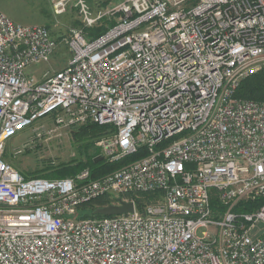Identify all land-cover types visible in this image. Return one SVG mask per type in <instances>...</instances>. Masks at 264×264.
<instances>
[{
    "label": "built area",
    "instance_id": "2783aa9c",
    "mask_svg": "<svg viewBox=\"0 0 264 264\" xmlns=\"http://www.w3.org/2000/svg\"><path fill=\"white\" fill-rule=\"evenodd\" d=\"M51 5L74 6L86 28L110 25L94 38L72 30L66 64L36 80L57 41L0 11V264H264V201L235 211L264 199V101L235 96L264 69V0ZM52 114L59 126L111 125L97 142L106 161L141 156L94 178L88 167L25 177L6 143ZM104 197L133 212L81 216Z\"/></svg>",
    "mask_w": 264,
    "mask_h": 264
},
{
    "label": "rangeland",
    "instance_id": "374dc122",
    "mask_svg": "<svg viewBox=\"0 0 264 264\" xmlns=\"http://www.w3.org/2000/svg\"><path fill=\"white\" fill-rule=\"evenodd\" d=\"M85 1L91 12L96 13L106 10L120 0ZM0 11L16 23L48 27L52 37L57 41L58 45L50 60L32 68V76L36 80L43 79L44 73L55 72L66 64L70 53L65 40L68 39L72 30L81 29L87 35L88 28L84 27L77 9L72 5L65 13L55 15L51 0H0ZM102 24L108 26L109 21L107 19L105 22L100 21L93 27ZM60 118H65V115L61 114ZM76 129L77 127L59 126L56 115H48L8 140L5 147V159L23 176H31L42 172L52 174L64 165L85 162L97 148L101 152L97 142L105 139L107 132L95 141L93 148L85 150L80 142L76 141L74 134ZM138 195H141L140 201L147 202L150 198L149 195ZM103 199L111 201L113 198L104 197ZM93 206L96 205L93 204Z\"/></svg>",
    "mask_w": 264,
    "mask_h": 264
},
{
    "label": "trees",
    "instance_id": "16d2710c",
    "mask_svg": "<svg viewBox=\"0 0 264 264\" xmlns=\"http://www.w3.org/2000/svg\"><path fill=\"white\" fill-rule=\"evenodd\" d=\"M105 22V20H104ZM110 25V23L108 24ZM105 25H100L97 27H92L87 29V37L94 38L102 34L106 30ZM48 28V27H47ZM236 97L255 99V100H264V70L256 72L252 75H249L241 80L239 86L235 92ZM106 130L112 131L113 127L111 125L99 126L94 123H87L81 126H77V129L74 131L76 141L80 142L85 150L93 148V145L96 140H98L102 135L105 134ZM97 148V147H96ZM95 149V148H94ZM100 150L95 149L94 153L91 154L85 162H79L75 164H69L62 166L57 172L49 173L42 172L38 175H31L25 177H43V178H64L71 176L77 173L80 169L88 167L91 171V177H98L104 175L108 172H111L126 162L133 161L138 159L141 156V153H136L129 155L121 160L109 162L105 159L94 162V159L99 155ZM264 199H256L254 202L251 201H239L236 204L235 211H252L256 209ZM136 204L139 205V199H135ZM95 204L96 206H93ZM112 204V201H106L103 198L96 200L93 203H87L81 206V216L82 217H91L99 218L106 217L102 215L94 214V210L99 207H104ZM212 206L216 205L215 201H211ZM89 208V211H88ZM85 210V212H83Z\"/></svg>",
    "mask_w": 264,
    "mask_h": 264
},
{
    "label": "water",
    "instance_id": "95a60500",
    "mask_svg": "<svg viewBox=\"0 0 264 264\" xmlns=\"http://www.w3.org/2000/svg\"><path fill=\"white\" fill-rule=\"evenodd\" d=\"M102 156H97L94 159V162L102 160ZM117 205H107L104 207H99L94 210V214L102 215V216H114V215H120V214H127L133 212V203L132 202H126L121 199L118 200Z\"/></svg>",
    "mask_w": 264,
    "mask_h": 264
}]
</instances>
